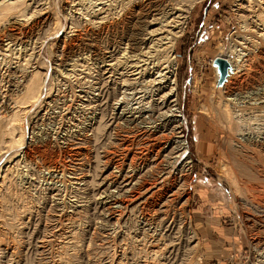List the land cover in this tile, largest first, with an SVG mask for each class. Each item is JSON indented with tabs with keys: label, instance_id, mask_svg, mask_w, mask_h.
Returning <instances> with one entry per match:
<instances>
[{
	"label": "rangeland",
	"instance_id": "1",
	"mask_svg": "<svg viewBox=\"0 0 264 264\" xmlns=\"http://www.w3.org/2000/svg\"><path fill=\"white\" fill-rule=\"evenodd\" d=\"M80 1L43 0L29 9V16L31 9L41 15H33L21 33L0 27L1 53L18 39L24 44L17 46L12 61L21 55L26 66L14 78V65L9 67L0 56V123L8 127L14 111L8 102H22L16 85H25L29 74H44L48 86L39 116L44 121L34 117L41 102L28 108L24 146L6 154L0 150V264H264V38L249 26L244 0H186L188 18L176 30L183 32L170 54L176 67L170 98H161L168 91H163L166 65L159 70L150 59L142 62L145 57L130 59L140 53L133 40L152 0L124 2L123 8H112L114 14L102 10L97 0ZM104 15L109 21H101ZM46 16L51 22L43 26ZM216 57H225L236 68L222 84L216 77ZM167 104L182 116L178 131L175 125L154 121L160 120L159 110L165 116ZM126 112L135 118L118 119L108 129L115 114ZM118 130V135L136 134L134 149L132 140H122L123 152L135 154L129 184L122 181L123 190L134 187V195L120 212L102 203L103 191L107 188L110 194L112 188L103 157ZM173 131L181 133L188 151L181 166L176 157L184 151L173 152ZM96 155L104 166L93 178L98 174ZM196 204L209 220L215 210L222 211L224 219L214 223L222 225L223 239L215 240L210 229L194 222ZM113 212L118 215L111 217Z\"/></svg>",
	"mask_w": 264,
	"mask_h": 264
},
{
	"label": "bare ground",
	"instance_id": "2",
	"mask_svg": "<svg viewBox=\"0 0 264 264\" xmlns=\"http://www.w3.org/2000/svg\"><path fill=\"white\" fill-rule=\"evenodd\" d=\"M41 1L43 0H0V27L1 25L4 27V25H6L7 27H10L11 31H14V33L16 31H20L22 28L23 25H25L27 22H29L30 18H32L33 15H39V11H35L33 9H31L30 11L33 12V15L32 16H29L30 13L29 12V9L30 8H33L34 5L36 4H39ZM46 1V0H44ZM49 1V0H48ZM82 1V0H81ZM80 1V2H81ZM90 1V0H89ZM134 0H97L96 3H98V5H103L102 7V10L105 9V10H108V11H111L113 10L114 8H117V7H122L124 6V2L127 3V5L131 4V3H134L133 2ZM140 1V0H139ZM91 2V1H90ZM160 0H152L151 2H149L147 4V10H148V14L146 15V20L144 21V25L143 27L141 28V31H138L137 34L138 36L133 40L135 41L134 45H136V48L137 50H140V53H137V55H134L131 58H133L132 61H139L140 58L142 57H145L147 58L146 61H142V59H140L142 62H145L146 64L148 63L147 60L150 59V64H152V67H156V68H160V67H164V65H166L164 67V70L168 69L167 72L163 75L164 76V84H166L163 88V91L164 90H168L166 92V94L163 96L161 95V98L163 97H172L173 96V93H174V89L171 88V86L173 87L175 84H174V76H175V71H176V67H175V64H172V60L170 58V54L172 52V49H173V46L176 42V39L179 37V34L181 33V31H177L178 29H183L185 25V21L186 19L188 18L187 14L189 12V9L186 7H189V5H187L186 3H188V1L186 0H169V2L167 1L164 2L162 5H158L157 3H159ZM242 2V1H241ZM45 3V2H44ZM93 3V2H91ZM95 3V4H96ZM123 3V4H121ZM140 3V2H139ZM138 3V4H139ZM142 3V2H141ZM190 3V2H189ZM188 3V4H189ZM244 3L245 5L242 6V8L246 11L247 10V13H248V21L250 22V25H253V27H255L257 30L256 31H261L263 32V34H259L260 37H262V39L264 38V0H244ZM256 3H259V6L261 8V13H259L258 11V4ZM82 4V2H81ZM40 5V4H39ZM42 5V4H41ZM72 5H77V4H73ZM119 5V6H118ZM242 5V3H241ZM240 5V6H241ZM78 6V5H77ZM76 6V7H77ZM82 6V5H81ZM239 6V5H238ZM85 7V5H84ZM53 8V7H52ZM51 8V9H52ZM78 8V7H77ZM83 8V6H82ZM113 8V9H112ZM123 8V7H122ZM121 8V9H122ZM35 9V8H34ZM38 9V8H37ZM43 9V8H42ZM41 9V10H42ZM45 9V8H44ZM240 9V8H239ZM72 10V9H71ZM79 10V9H78ZM102 10H101V13H102ZM43 11V10H42ZM41 11V12H42ZM76 11V10H75ZM81 11H84L81 10ZM78 12V11H77ZM76 12V13H77ZM86 12V11H85ZM95 12V11H94ZM107 12V11H105ZM112 12V11H111ZM110 12V13H111ZM45 13V12H44ZM47 13V12H46ZM75 13V12H74ZM84 13V12H83ZM87 13V12H86ZM85 13V14H86ZM89 13V12H88ZM100 13V14H101ZM113 13V12H112ZM84 14V16H85ZM104 14V13H103ZM106 14V13H105ZM114 14V13H113ZM143 14V13H142ZM41 15V13H40ZM39 15V16H40ZM42 15H43V12H42ZM79 15V13H78ZM110 15V14H109ZM83 16V15H82ZM86 16H89V15H86ZM105 17H103L101 19V21L104 19L108 20L107 17L108 15H104ZM47 17V16H46ZM45 17V18H46ZM100 17V18H101ZM35 18V17H34ZM37 18V17H36ZM33 19V18H32ZM78 20V19H77ZM109 21V20H108ZM51 22V20H49V18L47 17L44 22H43V26H48L49 23ZM31 23V22H30ZM74 23V22H73ZM100 23V22H99ZM55 24V23H54ZM78 24V23H77ZM92 24V23H91ZM102 24V22H101ZM247 24V23H246ZM247 25V26H248ZM26 26V25H25ZM183 26V27H182ZM24 27V26H23ZM244 27V26H243ZM6 28V27H5ZM48 29V28H47ZM56 29V28H55ZM251 29V28H250ZM255 31V32H256ZM183 32V31H182ZM21 33V31L19 32ZM46 34V33H45ZM4 35V34H3ZM129 35V34H128ZM134 36V35H133ZM38 37V36H37ZM16 39V38H15ZM19 42L22 40L21 38H19ZM39 39V38H38ZM133 39V38H132ZM18 40V39H17ZM17 40H10V42H8L6 45H5V48H3V54L1 53L0 51V56H3L2 58V62H5L7 63V65L9 64L11 67L12 65H14L12 68L15 70L13 72H10L11 75L15 78L16 77V74L18 75V73H22V70H23V66L25 65H22L21 64V55H19L16 59V62H13L12 60V54L14 55V51H19V50H15L17 48V46H20L23 45L24 43H18ZM33 39H30L29 40V43L28 41L25 43L26 46L30 44V42H32ZM40 40V39H39ZM264 40V39H263ZM15 41V42H14ZM25 41V40H24ZM36 41H37V38H36ZM5 42V41H4ZM14 42V43H13ZM247 42V41H246ZM249 42V41H248ZM35 43V42H34ZM245 43V42H244ZM20 44V45H18ZM242 44V43H241ZM246 44V43H245ZM244 44V45H245ZM249 44V43H248ZM243 45V44H242ZM33 46V45H32ZM248 46V45H247ZM250 46V45H249ZM15 47V48H14ZM28 47V46H27ZM26 47V48H27ZM14 48V49H13ZM134 48V49H136ZM246 48V47H245ZM19 49V48H18ZM144 49H148L147 52H143ZM21 50V48H20ZM26 51V50H25ZM28 51V50H27ZM25 53V52H24ZM134 54V53H133ZM132 54V55H133ZM145 55H148V56H145ZM31 56V55H29ZM33 56V55H32ZM34 58V57H33ZM174 58V57H173ZM225 58V57H224ZM32 59V58H31ZM144 60V59H143ZM1 61V60H0ZM131 61V62H132ZM140 61V62H141ZM12 62V63H11ZM139 62V63H140ZM228 62L231 64V68H230V71H229V76H231L230 74L232 73V70H233V73H235L236 71V68L235 66L233 65V63L228 60ZM26 63V62H25ZM27 64V63H26ZM145 64V65H146ZM113 65V64H112ZM111 64L107 65V66H112ZM144 65V63H143ZM114 66V65H113ZM138 66H141V65H138ZM214 66L216 68V77L219 78V81H220V78H221V75H220V70H219V67L218 65L216 64L215 60H214ZM26 67V66H24ZM137 67V66H136ZM151 67V68H152ZM238 67V66H237ZM8 68V67H7ZM10 68V69H12ZM22 69V70H21ZM25 69V68H24ZM138 69V68H137ZM145 70V69H143ZM153 70V69H151ZM160 70V69H159ZM163 70V69H161ZM9 72V71H7ZM29 72V71H28ZM32 72V71H31ZM134 72V71H133ZM131 72V73H133ZM141 72V71H139ZM20 73V74H21ZM25 73V72H24ZM136 73V72H135ZM144 73V72H142ZM155 73V72H154ZM157 73V72H156ZM3 74V73H2ZM29 74V73H28ZM90 74V73H89ZM137 74H140L142 75L141 73H136ZM26 75V74H24ZM30 76L28 77V81L26 82L25 85H16V89L20 90L23 92V100L22 102L21 101H18L17 98L16 100L17 101H13V100H9V105L12 104L14 105L13 106V113L12 115L10 116V121L8 122V127L6 128L4 126V124H1L0 123V150L4 151L5 154L6 153H10L14 150H16V148H22L24 146V143H25V140H26V131L24 129V126H23V122L25 121V115L27 113V109L28 108H31L33 106H36L38 104H40L41 102V99H42V95H43V92L44 90L48 87L46 82H45V76L38 71L36 73L32 72L31 74H29ZM112 75V74H111ZM134 74H132L133 76ZM134 75V76H136ZM162 75V74H161ZM23 76V75H22ZM137 77V76H136ZM139 77V76H138ZM159 77V76H158ZM11 78V76H10ZM18 78V77H17ZM16 78V79H17ZM66 78V77H65ZM20 79H22L20 77ZM67 79V78H66ZM19 80V79H17ZM134 80V79H132ZM136 80V79H135ZM11 81V80H10ZM155 81H157L155 79ZM160 81V80H159ZM17 82V81H16ZM20 82V81H19ZM11 83V82H9ZM21 83V82H20ZM154 83V82H153ZM156 83V82H155ZM154 83V84H155ZM161 84L162 81H160ZM160 83H156V86L158 85H161ZM13 85V84H12ZM1 86V85H0ZM14 87V86H13ZM175 87V86H174ZM160 89V88H159ZM162 90V89H161ZM176 90V89H175ZM7 95V94H6ZM5 95V96H6ZM58 96V95H57ZM4 98V97H3ZM5 98H8L7 96ZM10 98V97H9ZM8 98V99H9ZM19 98V97H18ZM166 99V98H165ZM46 101V99H45ZM53 101V100H52ZM56 102V100H54ZM166 101V100H165ZM169 101V100H168ZM177 101V100H176ZM5 102V101H3ZM44 102V101H43ZM43 102H41L40 104V109H39V112L38 114H36L34 117H35V122H39V121H44V120H41V118H39L40 116V113H41V109L44 107V105L42 104ZM174 101H171L169 102L170 106H171V103H173ZM7 103V104H8ZM46 104V102H44ZM2 104V103H1ZM0 104V106H1ZM169 104H167L169 107L167 112H165V116L161 115L160 114V110L159 112L157 113L158 114V117L160 120L158 119H155L154 117V121H159V122H165L166 126L168 127H172L174 126L173 128L175 129V131H178L180 128H181V125L179 124V121H177V118H181L182 116L180 115H175L174 111H170V106ZM12 105H10V107H12ZM42 105V106H41ZM50 105V104H49ZM165 105V104H164ZM67 106V105H66ZM48 107V106H47ZM1 108V107H0ZM3 108V107H2ZM67 108V107H66ZM70 108H72L70 106ZM69 109V108H68ZM67 109V110H68ZM38 111V110H37ZM49 111V109H48ZM69 111V110H68ZM227 111V110H226ZM29 112V110H28ZM35 112V111H34ZM46 112V111H44ZM169 112L171 113V115H169ZM174 112V113H172ZM47 113V112H46ZM45 113V114H46ZM49 114V113H48ZM44 115V114H43ZM50 115V114H49ZM155 115V114H154ZM7 116V115H6ZM32 117V116H31ZM6 118V117H5ZM44 118V117H43ZM53 118V117H52ZM4 119V116H2V114H0V122L1 120ZM150 119V118H149ZM7 120V119H5ZM101 121V120H100ZM32 122V121H31ZM34 122V123H35ZM25 123V122H24ZM38 124V123H37ZM160 124V123H158ZM177 124V125H176ZM179 124V125H178ZM155 127V126H154ZM152 127V128H154ZM12 128V129H11ZM26 128V127H25ZM100 128V126L98 127ZM97 128V129H98ZM163 128V127H162ZM8 130H11L10 133H8ZM33 130V129H32ZM164 131V130H163ZM173 131V132H175ZM98 133V132H97ZM177 133V132H175ZM102 134V133H101ZM142 134V133H141ZM173 134V133H172ZM179 134V135H178ZM181 133H177L176 137H175V146L173 147V152L176 150L177 151V155L179 154L180 151H184L182 154H180L179 156H177V162L178 164L180 162V165L181 166L183 164V161L185 160H182L184 159L186 156V154L188 153L187 151V147L185 146V144L183 143L184 141H181V139H183L182 136H180ZM162 135V134H161ZM67 136V135H66ZM168 137V136H167ZM162 139V138H161ZM168 139V138H167ZM38 140V139H37ZM82 140V139H81ZM144 140V139H143ZM152 140V139H151ZM159 140V139H158ZM165 141V140H164ZM169 142V147L172 146V143L170 140H168ZM143 142V141H142ZM161 142V141H160ZM166 142V141H165ZM171 143V144H170ZM31 143H29L30 145ZM35 144V143H34ZM78 144V143H77ZM81 144V143H80ZM79 144V146H80ZM108 144V143H107ZM153 145V144H152ZM146 146V145H145ZM154 146V145H153ZM99 147V146H98ZM141 148V147H140ZM170 150V149H169ZM2 151H0L2 153ZM70 151V150H69ZM3 152V153H4ZM165 152V151H164ZM160 153V152H158ZM176 153V152H175ZM174 153V154H175ZM166 154V153H165ZM168 154V153H167ZM170 154H172V152H170ZM163 155V154H162ZM173 155V154H172ZM147 156V155H146ZM13 157V156H12ZM17 157H20V156H17ZM145 157V156H144ZM157 157V156H156ZM148 158V157H147ZM167 158H170V157H167ZM175 158V159H176ZM11 159V158H10ZM96 159L98 160H95V162L97 161V165L96 166V172H98L97 170L101 169L103 166L102 165V158L99 156V155H96ZM144 159V158H143ZM154 159V157H153ZM179 160H181L179 162ZM156 161V160H155ZM8 162V161H7ZM10 162V161H9ZM176 162V163H177ZM83 163V162H82ZM80 164V163H79ZM171 164V163H169ZM186 164H190V162H187ZM16 167L19 165V162H17V164H15ZM82 167V166H81ZM147 167V166H146ZM153 167V166H152ZM175 167H176V164H175ZM183 168H185V166H182ZM181 167V168H182ZM189 167V166H188ZM66 168V167H65ZM182 168V169H183ZM13 169H16L15 166L13 167H9L7 169L8 173L11 172ZM136 169V168H135ZM155 169V167H154ZM153 169V170H154ZM157 169V168H156ZM162 169V168H161ZM176 169V168H174ZM65 169H63V172H64ZM72 170V169H70ZM80 170V169H79ZM151 170V169H150ZM189 170V169H188ZM6 171V172H7ZM67 171V169H66ZM74 171V169H73ZM101 171V170H99ZM104 171V170H103ZM161 171V170H160ZM153 174L155 173L154 171H152ZM157 172V171H156ZM176 172V171H175ZM190 172V171H189ZM50 173V174H49ZM48 174L52 176V174H54V171L52 170L51 172H49ZM95 173V172H94ZM93 173V174H94ZM102 173V171H101ZM174 173V172H173ZM171 173V174H173ZM181 174L182 171H180ZM191 173V172H190ZM66 174V173H64ZM97 173H95L94 177L95 176L98 178V176H100V173L98 172V174L96 175ZM189 174V173H188ZM170 175V174H169ZM180 175V174H178ZM34 176V175H33ZM54 176V175H53ZM61 176L63 177V173L61 174ZM163 176V175H162ZM186 176V175H185ZM7 175H5L3 177V180L2 182L5 183V180L7 179ZM57 177V176H56ZM55 177V178H56ZM73 177V176H72ZM133 177V176H132ZM167 177V175H166ZM53 178V177H52ZM51 178V179H52ZM64 178V177H63ZM62 178V179H63ZM96 178V179H97ZM54 179V178H53ZM136 179V178H135ZM164 179V178H163ZM75 180H78V179H75ZM167 180V179H166ZM169 180V179H168ZM181 180V179H180ZM62 181V180H61ZM94 181V179H93ZM93 181H91L93 183ZM57 182V181H56ZM184 183V182H183ZM52 184V183H51ZM155 184V183H154ZM185 184V183H184ZM1 185V184H0ZM91 185V183H90ZM95 185V183H94ZM94 185H93V188H94ZM96 185H99V184H96ZM95 185V186H96ZM177 185V184H176ZM57 186V185H56ZM73 186V185H72ZM156 186V185H154ZM164 186V185H163ZM182 186V185H181ZM67 187V186H66ZM155 188V187H154ZM159 189V188H158ZM163 189V187H162ZM182 189V188H181ZM101 198V197H100ZM101 200V199H100ZM133 210V209H132ZM137 211V210H136ZM75 237V236H74Z\"/></svg>",
	"mask_w": 264,
	"mask_h": 264
},
{
	"label": "built area",
	"instance_id": "3",
	"mask_svg": "<svg viewBox=\"0 0 264 264\" xmlns=\"http://www.w3.org/2000/svg\"><path fill=\"white\" fill-rule=\"evenodd\" d=\"M122 115V114H121ZM115 117L110 119V125H109V128L108 129H113L114 126L117 124V120L118 119H124L125 117H129V116H133L132 113L130 112H126L124 116H116V114L114 115ZM135 118V116H133ZM112 120V122H111ZM123 124V122H122ZM120 132L119 130L115 133V136H112L111 137V140L109 142H111L109 144V150L108 152L106 153V155H104V160L106 162H108L107 165L104 166V162H103V168L105 169V177L108 178V189L110 188V186L112 187L111 188V192L110 194H107V188L103 191L104 194L102 195V200L105 198V202H102L103 205L105 203V205H107V209L109 210H114L116 209L115 211H119L121 209L119 208H123L124 206L125 207H129L130 204H132L133 202H130V204H127L126 201L131 199L130 197L133 196L134 194L131 195L130 191L133 190V188L131 189V187H129L128 191L125 189L123 190V185H126V184H129V180L130 179V159L135 156V154H128V152H123V147H122V140L125 139V140H132L133 144L130 145L131 149L135 148L134 147V141H135V137H136V134H134L135 132H132L130 134L128 133H123L121 135H118L117 133ZM125 148V147H124ZM132 152V151H131ZM104 154V153H103ZM129 155V161H128V158L125 159L126 156ZM107 168V170H106ZM118 170H120L121 172H118V176L114 174V172H117ZM111 173L114 174V176H117V177H113L111 175ZM124 175V176H122ZM122 177V178H121ZM124 179H127L128 182L125 184L122 183V181ZM110 185V186H109ZM113 189V190H112ZM132 192V191H131ZM130 194V196H126L124 197V194ZM114 213L111 217H113L115 214L117 213ZM118 215V214H117ZM118 220V219H117ZM130 222L131 221V218H130Z\"/></svg>",
	"mask_w": 264,
	"mask_h": 264
},
{
	"label": "crops",
	"instance_id": "4",
	"mask_svg": "<svg viewBox=\"0 0 264 264\" xmlns=\"http://www.w3.org/2000/svg\"><path fill=\"white\" fill-rule=\"evenodd\" d=\"M202 209V205L196 204V208L194 209V222H199L201 227H205L207 231L210 229L211 232L215 235V240H220L219 231H221L222 225L219 223L214 222H222V218L224 219V214H222L221 210H215V218L214 219H207L201 216L200 210ZM199 213V215H198ZM222 215V216H221ZM207 224V225H206ZM213 229V230H212ZM224 231V230H223ZM217 232V234H216ZM217 242V241H216Z\"/></svg>",
	"mask_w": 264,
	"mask_h": 264
},
{
	"label": "water",
	"instance_id": "5",
	"mask_svg": "<svg viewBox=\"0 0 264 264\" xmlns=\"http://www.w3.org/2000/svg\"><path fill=\"white\" fill-rule=\"evenodd\" d=\"M215 62L219 67L220 75H221L219 83L222 84L224 81H226L229 75L231 64L228 62V59L224 57H216Z\"/></svg>",
	"mask_w": 264,
	"mask_h": 264
}]
</instances>
